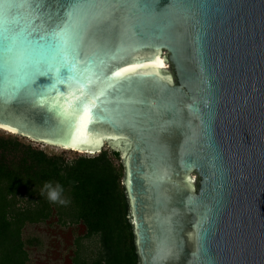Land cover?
Masks as SVG:
<instances>
[{
	"label": "water",
	"instance_id": "1",
	"mask_svg": "<svg viewBox=\"0 0 264 264\" xmlns=\"http://www.w3.org/2000/svg\"><path fill=\"white\" fill-rule=\"evenodd\" d=\"M59 63L58 90L99 96L74 147L51 74L27 77ZM130 63L151 75L112 77ZM0 128L114 146L138 264H264V0H0Z\"/></svg>",
	"mask_w": 264,
	"mask_h": 264
},
{
	"label": "trees",
	"instance_id": "2",
	"mask_svg": "<svg viewBox=\"0 0 264 264\" xmlns=\"http://www.w3.org/2000/svg\"><path fill=\"white\" fill-rule=\"evenodd\" d=\"M123 177L117 149L55 150L0 128V264H45L46 246L54 264H138ZM45 183L69 202L41 195Z\"/></svg>",
	"mask_w": 264,
	"mask_h": 264
},
{
	"label": "snow or ice",
	"instance_id": "3",
	"mask_svg": "<svg viewBox=\"0 0 264 264\" xmlns=\"http://www.w3.org/2000/svg\"><path fill=\"white\" fill-rule=\"evenodd\" d=\"M31 8V4L28 5ZM17 8V5L7 4L5 5V10L9 13L13 12ZM27 43L34 44L36 41L27 40ZM2 46L4 51L11 57L16 49V38L9 37L7 35L3 36ZM7 62V61H6ZM153 62L162 63L159 61L158 57L155 58ZM150 64H140V63H130L124 67H120L117 71L112 73L113 78L124 79L131 78L133 76L140 75H151V73H146L143 69L150 67ZM68 67L69 72H71V67L64 63L50 65L45 70H41L38 64L32 65V71L27 74V77H30L34 80L38 76H49L51 74V79L53 80L52 90L56 93L55 97L49 101L47 98V93L41 91L38 95L41 97L40 103L50 104L52 110L57 111V114L67 118L70 122V126L72 127V133L69 136L70 143H65V147H74L78 142H81L86 135L89 126L96 119V112L94 111L97 101L99 100V96L95 98H87L83 97L81 90V95H75L72 92H68L64 94L62 91L58 90V85H66L70 76L67 78H63L60 75L61 68ZM27 77L25 78V82H27ZM169 79L170 78H166ZM112 85L109 84L108 87ZM104 92L101 91L100 95H103ZM85 100L87 101L85 103ZM15 131L14 129H11ZM59 142V141H55Z\"/></svg>",
	"mask_w": 264,
	"mask_h": 264
},
{
	"label": "clouds",
	"instance_id": "4",
	"mask_svg": "<svg viewBox=\"0 0 264 264\" xmlns=\"http://www.w3.org/2000/svg\"><path fill=\"white\" fill-rule=\"evenodd\" d=\"M63 188L61 185H53L51 183H45L41 189V195H45L47 199L52 203H58L60 205H66L69 201L62 198Z\"/></svg>",
	"mask_w": 264,
	"mask_h": 264
},
{
	"label": "rangeland",
	"instance_id": "5",
	"mask_svg": "<svg viewBox=\"0 0 264 264\" xmlns=\"http://www.w3.org/2000/svg\"><path fill=\"white\" fill-rule=\"evenodd\" d=\"M33 142H35V141H33ZM35 143H36V144H39V145H41V146H43V147L50 148V149H55V150H57V149H61V148H59V147L46 145V144L41 143V142H35ZM107 147H110V148H114V149H115L114 146H107ZM80 153H81V152H80ZM83 154H85V153H83ZM45 227H46V226L42 227L43 230L46 229ZM42 228H40V230H41ZM51 232H53V234H54V232H57V229H56V228H49L48 232H47V230H46L45 233H48V236L46 237L47 239H48V237H51V235H52ZM86 244H87L90 248L93 247V245H92L93 242L87 241ZM47 251H48V249H47V246H46V248L41 252V254H38V253H37V254H36L37 260H39V261H47L45 264H47L48 262H49L50 264H54L53 260L51 261V259H49V258H48V259L45 258ZM39 253H40V252H39ZM37 264H39V262H37ZM42 264H44V263H42Z\"/></svg>",
	"mask_w": 264,
	"mask_h": 264
}]
</instances>
